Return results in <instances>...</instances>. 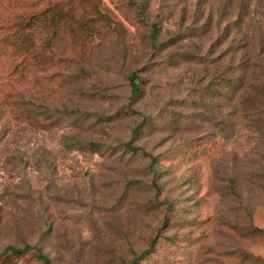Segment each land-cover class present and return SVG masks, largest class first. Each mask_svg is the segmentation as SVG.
Wrapping results in <instances>:
<instances>
[{"label": "rangeland", "instance_id": "obj_1", "mask_svg": "<svg viewBox=\"0 0 264 264\" xmlns=\"http://www.w3.org/2000/svg\"><path fill=\"white\" fill-rule=\"evenodd\" d=\"M25 244L49 263L0 264H264V0H0V250Z\"/></svg>", "mask_w": 264, "mask_h": 264}, {"label": "trees", "instance_id": "obj_2", "mask_svg": "<svg viewBox=\"0 0 264 264\" xmlns=\"http://www.w3.org/2000/svg\"><path fill=\"white\" fill-rule=\"evenodd\" d=\"M135 76L133 74L129 75L128 77V84L130 87V92L132 94L136 93L138 90V85L135 82ZM224 82L225 85H227V87H231V85H233V80L231 77H225L224 78ZM20 96V94H19ZM22 97V96H21ZM24 103H26V100L24 101ZM130 150H138V147H132L129 143L126 144ZM29 250H33L36 257L41 259L44 263H49V260L46 256H44L41 252L40 249L31 245H23L22 247H13L11 245H7L4 246L1 250H0V256H5V255H14V256H21L23 255L25 252L29 251ZM149 252V248L145 249L144 251L140 252L139 256H143V255H147ZM138 256L134 255L130 261V264H135L136 260H137Z\"/></svg>", "mask_w": 264, "mask_h": 264}]
</instances>
